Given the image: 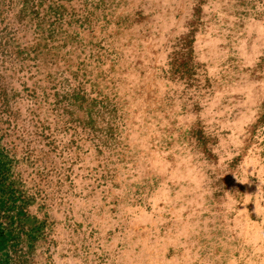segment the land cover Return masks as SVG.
Masks as SVG:
<instances>
[{
  "label": "rangeland",
  "instance_id": "obj_1",
  "mask_svg": "<svg viewBox=\"0 0 264 264\" xmlns=\"http://www.w3.org/2000/svg\"><path fill=\"white\" fill-rule=\"evenodd\" d=\"M263 106L264 0H0L28 264H264Z\"/></svg>",
  "mask_w": 264,
  "mask_h": 264
},
{
  "label": "trees",
  "instance_id": "obj_2",
  "mask_svg": "<svg viewBox=\"0 0 264 264\" xmlns=\"http://www.w3.org/2000/svg\"><path fill=\"white\" fill-rule=\"evenodd\" d=\"M192 40L184 36L179 49L169 59L171 69L183 77L190 76ZM264 119V106L258 121ZM8 150L0 144V264H28L43 221L28 212L32 198L17 177L12 176L13 164Z\"/></svg>",
  "mask_w": 264,
  "mask_h": 264
}]
</instances>
